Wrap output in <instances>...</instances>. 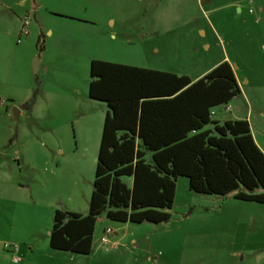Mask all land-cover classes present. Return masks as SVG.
Listing matches in <instances>:
<instances>
[{"label":"rangeland","instance_id":"obj_1","mask_svg":"<svg viewBox=\"0 0 264 264\" xmlns=\"http://www.w3.org/2000/svg\"><path fill=\"white\" fill-rule=\"evenodd\" d=\"M28 4L24 13L17 0H0V264H264V204L195 193L186 177L166 222L102 213L88 255L53 250L48 238L56 209L88 212L107 111L88 97L93 59L190 78L230 62L241 94L212 109L250 120L264 149V0ZM108 225L125 227L103 244Z\"/></svg>","mask_w":264,"mask_h":264},{"label":"trees","instance_id":"obj_2","mask_svg":"<svg viewBox=\"0 0 264 264\" xmlns=\"http://www.w3.org/2000/svg\"><path fill=\"white\" fill-rule=\"evenodd\" d=\"M88 97L107 106L88 212L56 209L53 250L92 252L102 213L113 222L160 224L170 219L176 180L195 193L264 204V153L247 119L211 118L241 94L222 61L196 80L169 71L91 60Z\"/></svg>","mask_w":264,"mask_h":264},{"label":"crops","instance_id":"obj_3","mask_svg":"<svg viewBox=\"0 0 264 264\" xmlns=\"http://www.w3.org/2000/svg\"><path fill=\"white\" fill-rule=\"evenodd\" d=\"M17 2H18V5L19 6H21V7H23V8H26L27 9V7L29 8V4H28V0H17ZM17 4V3H16ZM10 6V5H9ZM26 12H28V9L27 10H25L24 11V13H26ZM228 62V61H227ZM230 63V62H229ZM218 64V63H217ZM217 64H215V65H217ZM215 65H212V66H210L208 69H206L205 71H203L202 73H200V75H198L197 77H195V78H191L192 80H196V79H198L199 77H201L202 75H204L206 72H208L212 67H214ZM230 65H231V63H230ZM163 71V70H162ZM170 72V71H169ZM238 80V79H237ZM238 83H239V85H240V82H239V80H238ZM240 88H241V85H240ZM223 114H225V111H224V113H219L218 111H216V110H211V118L212 119H214V120H218V121H223V120H226V119H234V118H231V117H225V115H223ZM243 119V118H242ZM245 119V118H244ZM249 125H250V120H249ZM250 129H251V125H250ZM252 130V129H251ZM252 133V132H251ZM252 136H253V138H254V141H255V143L257 144V146L260 148V150L264 153V149L261 147V145L258 143V141H257V139H256V137L253 135V133H252ZM108 227H111V226H107L106 228H108ZM125 226H116V227H114V228H112L113 230H114V234L112 235L111 234V236L109 237V240H111L112 238H114L115 236H116V232H117V230H122L123 228H124ZM103 231H104V229H103ZM93 235H94V233H93ZM116 241V240H115Z\"/></svg>","mask_w":264,"mask_h":264},{"label":"built area","instance_id":"obj_4","mask_svg":"<svg viewBox=\"0 0 264 264\" xmlns=\"http://www.w3.org/2000/svg\"><path fill=\"white\" fill-rule=\"evenodd\" d=\"M23 25H22V31H21V33H23V34H27V25H28V23H29V15H26V16H24V18H23ZM230 107L229 106H227L226 105V109H229ZM113 233V230L111 229V228H106L105 230H104V233H103V235L101 236V238H100V241L103 243V244H108L109 243V238H108V236L109 235H111ZM112 246L113 247H115L116 246V243L115 242H113L112 243ZM5 247H6V245H5ZM13 261L14 262H18L19 261V258H16V257H13Z\"/></svg>","mask_w":264,"mask_h":264},{"label":"water","instance_id":"obj_5","mask_svg":"<svg viewBox=\"0 0 264 264\" xmlns=\"http://www.w3.org/2000/svg\"><path fill=\"white\" fill-rule=\"evenodd\" d=\"M39 68V60L35 58L33 61V72L36 73ZM20 110L17 107H13L12 109V116L15 121L19 120Z\"/></svg>","mask_w":264,"mask_h":264}]
</instances>
